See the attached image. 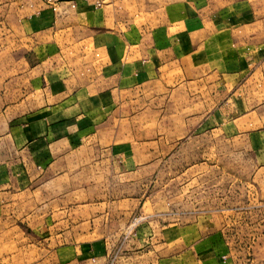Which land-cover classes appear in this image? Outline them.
<instances>
[{
    "label": "crops",
    "instance_id": "crops-1",
    "mask_svg": "<svg viewBox=\"0 0 264 264\" xmlns=\"http://www.w3.org/2000/svg\"><path fill=\"white\" fill-rule=\"evenodd\" d=\"M63 1L56 13L44 0H0V39L41 60L0 63L11 78L0 85V252L33 244L57 247L58 264H236L216 217L134 222L128 180L154 165H139L150 142L177 139L182 124L195 140L200 120L264 165V0ZM70 173H121L124 196Z\"/></svg>",
    "mask_w": 264,
    "mask_h": 264
},
{
    "label": "rangeland",
    "instance_id": "rangeland-1",
    "mask_svg": "<svg viewBox=\"0 0 264 264\" xmlns=\"http://www.w3.org/2000/svg\"><path fill=\"white\" fill-rule=\"evenodd\" d=\"M8 37L7 40L0 39L1 64L7 65L11 70L14 63L16 70H27L32 64L41 63L38 54L27 45L24 44L19 49L9 47L11 36L8 34ZM53 65H57V61ZM7 74L10 77V73L6 72V76ZM6 78L0 77V85L9 86L11 78ZM45 85L43 82L42 86L46 87ZM181 88L188 86L182 85ZM164 92L167 96L164 97L166 104L164 103L163 113L167 118L172 114L173 109L168 107L174 98L171 90ZM187 100V91H182L181 117H188L189 110L183 109L184 106L189 107ZM196 125L195 140L189 139V125L182 124L180 128H186V133H182L177 139L148 144L147 147L155 153L146 156V162L139 165L151 161L154 165L148 167V170L133 173L128 180L133 183V197L138 198L129 214L134 222L162 216L164 224L172 222L174 218L186 221L203 215L216 217L217 224L228 236L236 264H264V165L257 162L247 144L238 142L233 137H221L219 131L212 130L215 126L206 128L203 120ZM77 175L84 179L86 188L91 186L89 189L92 190L94 185L98 186L101 182L111 183L101 193L112 192L117 200L124 196V188L119 182L123 183L126 178L121 173L115 176L70 173L69 182ZM93 190L98 193L100 187ZM103 210V219H109L111 211L108 212V205L103 206ZM53 239L54 243L59 240ZM22 242L25 245V240ZM53 249V253L46 254L43 246L36 247L32 244V251H27L22 245L10 246L6 251L0 252V264H35L45 259H49L50 264H58L57 261L65 258L55 252L57 247L54 246Z\"/></svg>",
    "mask_w": 264,
    "mask_h": 264
},
{
    "label": "built area",
    "instance_id": "built-area-1",
    "mask_svg": "<svg viewBox=\"0 0 264 264\" xmlns=\"http://www.w3.org/2000/svg\"><path fill=\"white\" fill-rule=\"evenodd\" d=\"M86 2H89L90 0H85ZM109 0H94L93 4L97 7L102 6L103 4L108 3ZM44 2L46 4H48L49 6L52 7V9L54 10V12L58 13L64 3L63 0H44ZM70 6L72 8H76L77 7V3L74 0H71L70 2ZM99 55V54H97Z\"/></svg>",
    "mask_w": 264,
    "mask_h": 264
}]
</instances>
